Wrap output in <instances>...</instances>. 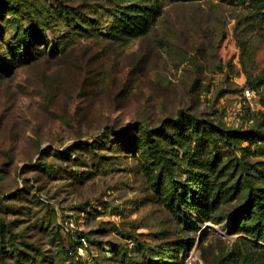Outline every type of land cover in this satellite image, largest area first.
<instances>
[{
	"label": "rangeland",
	"instance_id": "rangeland-1",
	"mask_svg": "<svg viewBox=\"0 0 264 264\" xmlns=\"http://www.w3.org/2000/svg\"><path fill=\"white\" fill-rule=\"evenodd\" d=\"M127 1L0 0V264H264V0Z\"/></svg>",
	"mask_w": 264,
	"mask_h": 264
},
{
	"label": "trees",
	"instance_id": "trees-1",
	"mask_svg": "<svg viewBox=\"0 0 264 264\" xmlns=\"http://www.w3.org/2000/svg\"><path fill=\"white\" fill-rule=\"evenodd\" d=\"M127 3H128V1L126 0V4H123L122 6H121V8H123L125 11H127V10H129V8H130V6H128L127 5ZM38 10V9H37ZM36 10V11H37ZM73 10H77L76 8L75 9H73ZM79 10V9H78ZM75 12V11H74ZM153 13V12H152ZM127 19H130V15H128V14H126V12L123 14V13H121V18H120V24H124V22L125 21H127ZM134 20H136V22L135 23H139V22H143V27H141L140 29H146L147 28V26L149 25V22L148 21H150V19H148V20H145V19H142V17H140V16H138L137 18L135 17V18H133V21ZM139 20V21H138ZM78 25V24H77ZM133 25V24H132ZM132 25H129L128 24V27H130V29H131V31L134 33V30L136 29V27L135 26H132ZM67 27H70V24H68L67 25ZM139 29V28H138ZM29 31V30H28ZM27 33V32H26ZM28 35H29V33H28ZM107 36H112V33H109ZM57 49H58V47H57ZM0 63L1 64H3L4 63V60H2V58L0 57ZM248 205L250 206L249 208H248V216H250V215H252L253 217H256L257 215H258V213H260V214H264V207H262L261 205H259V204H257V202H255V198H251L250 199V202H248ZM258 205V207H257V209L256 210H254V208L256 207ZM251 216V217H252ZM234 221H235V219H234ZM2 229H3V224L1 223V220H0V234L2 233ZM81 237H85L87 240H88V237L86 236V235H84V234H82V233H80V234H78L77 235V239H72L71 241H68L67 243H66V246H64V254H65V260L67 261V262H69V264H82V263H85V261H86V259H87V257L89 256V248H90V242H89V240H88V243H89V246H88V249H87V252H86V254H85V256L84 257H82V258H79V259H77L75 256H71L70 255V252L75 248V246L79 243L78 242V239H80Z\"/></svg>",
	"mask_w": 264,
	"mask_h": 264
},
{
	"label": "built area",
	"instance_id": "built-area-1",
	"mask_svg": "<svg viewBox=\"0 0 264 264\" xmlns=\"http://www.w3.org/2000/svg\"><path fill=\"white\" fill-rule=\"evenodd\" d=\"M246 94L250 96L251 95L250 90H247ZM78 242L79 243L70 252V255L75 256L77 259L85 256L88 246H89L88 240L85 237H81L80 239H78Z\"/></svg>",
	"mask_w": 264,
	"mask_h": 264
}]
</instances>
